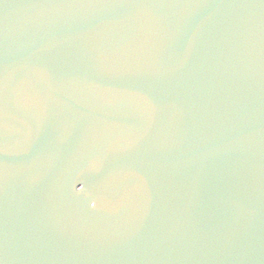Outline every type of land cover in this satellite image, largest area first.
<instances>
[{"label": "water", "instance_id": "water-1", "mask_svg": "<svg viewBox=\"0 0 264 264\" xmlns=\"http://www.w3.org/2000/svg\"><path fill=\"white\" fill-rule=\"evenodd\" d=\"M0 264H264V0H0Z\"/></svg>", "mask_w": 264, "mask_h": 264}]
</instances>
